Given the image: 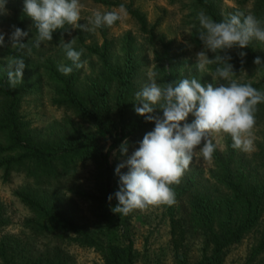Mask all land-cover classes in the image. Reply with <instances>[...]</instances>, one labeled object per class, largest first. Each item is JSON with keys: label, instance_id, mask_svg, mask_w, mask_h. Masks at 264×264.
<instances>
[{"label": "rangeland", "instance_id": "rangeland-1", "mask_svg": "<svg viewBox=\"0 0 264 264\" xmlns=\"http://www.w3.org/2000/svg\"><path fill=\"white\" fill-rule=\"evenodd\" d=\"M105 1L116 4L94 0H0V82L16 94V113L35 140L43 139L48 131L54 135L65 117H76L69 108L53 103L54 83L49 72L63 77L73 68L72 72L78 73L75 87L79 90L97 79L101 74L99 62L86 52L84 46H100L102 38L97 29L100 24L104 27L111 64L121 65L127 53L136 67L127 97L132 105L129 116L158 105L167 73L174 75L180 96L199 85L194 100L210 101L211 107L195 120L192 127L177 128L167 136L147 133L145 143L141 141L143 147L139 148L136 142L128 143L119 153L112 149L108 157L109 161H119L122 174L133 173L138 185L129 205L126 224L132 240L134 264H173L168 221L159 201L156 171L162 166L169 169L170 164L177 162L184 166L187 174L199 172L205 178L212 163L209 143L222 151L224 137L229 135L245 155L256 150V143H262L264 117L252 108L236 115L233 98L226 93L233 83L264 77V39L253 27L251 38L261 42L256 59L247 66L248 69L245 67L233 77L229 70L217 73L215 65L220 62V53L235 52L234 37L228 31L223 34L215 30L204 32L209 27L207 17L196 6L195 0ZM208 1L225 19L234 16L238 23L250 24L251 29L257 23V18L252 16L254 0ZM125 4L143 15L147 27L156 23L153 38L140 30L122 6ZM48 5L51 6L46 9ZM44 9L46 12L38 29L54 33L49 39L33 31L38 15ZM24 10L22 27L29 32L28 47L24 50L27 66L20 70L17 62L2 52L1 46L14 48L15 23L20 21V13ZM59 24L63 25L62 30L56 32ZM158 37L169 42L168 58L162 54ZM108 103L112 107L111 101ZM95 135L104 151L110 140L100 131L96 130ZM3 141L0 134V143ZM94 169L95 163L91 159L76 160L73 170L68 173L36 181L22 170L11 169L4 177L0 166V236L12 234L25 239L34 252L51 244L45 237L31 236L27 223L32 214L21 202V193L36 197L42 192H59L64 198H72L70 203L75 220L82 222L91 218L95 206L75 193L92 188ZM258 235V229H255L228 246L220 264H243ZM65 243L66 264H103L101 255L93 247L79 246L71 241ZM184 245L191 258L201 255V239L195 232L187 236ZM254 262L264 264V251L255 256Z\"/></svg>", "mask_w": 264, "mask_h": 264}, {"label": "trees", "instance_id": "trees-1", "mask_svg": "<svg viewBox=\"0 0 264 264\" xmlns=\"http://www.w3.org/2000/svg\"><path fill=\"white\" fill-rule=\"evenodd\" d=\"M94 1L116 4L114 1ZM195 2L207 17L209 27L204 32L215 30L223 34L228 31L234 37L235 52L220 53L216 72L229 70L233 77L238 76L255 61L261 44L251 38L253 27L264 39V0H254L252 16L257 18V23L252 29L248 23H238L234 16L223 18L208 0ZM122 6L140 30L153 38L156 23L147 27L141 13L130 4ZM12 11L17 14L16 9L12 8ZM45 12L44 9L39 13L33 31L49 39L54 33L38 29ZM24 14L25 10L20 13V21L15 23L14 48L1 46L2 52L15 60L20 70L27 66L24 50L28 47L29 32L22 27ZM62 27L59 24L56 32ZM97 29L102 38L100 46H84L86 52L99 62L101 74L97 79L79 90L75 87L78 73L72 72L73 68L63 77L49 72L54 83L53 103L69 108L76 117H65L54 135L48 131L43 139L35 140L16 113V94L0 82V98L3 99L0 103V134L4 138L0 143V166L4 177L14 169L22 170L36 181H46L73 170L76 160L89 158L95 163L92 188L75 193L95 206L92 217L82 222L75 220L70 203L72 198H64L59 192H42L36 197L21 193V202L32 214L27 223L31 236L45 237L51 244L34 252L25 239L3 234L0 236V264H66L65 241L93 247L101 255L103 264H134L132 240L126 224L129 205L138 185L133 173L122 174L119 161H109V152L115 148L119 153L132 142L141 148L147 133L167 136L177 128L192 127L195 120L211 107L210 101L194 100L199 85L180 96L174 75L167 73L158 105L129 116L132 105L127 97L136 67L127 53L121 65H112L104 27L97 24ZM157 40L163 56L168 58L169 42L162 41L161 37ZM229 90L226 94L233 98L236 115L252 108L264 117L263 76L251 82L233 83ZM96 130L110 140L104 151L97 142ZM208 148L212 163L205 178L199 172L187 174L184 166L177 162L170 164L169 169L162 166L156 171L159 201L168 221L173 264H220L228 246L237 243L247 232L258 229L259 235L243 263L257 264L255 256L264 251V138L261 144L256 143V150L249 155H245L229 135L224 137L222 151L212 143ZM192 232L201 239L202 253L196 258L185 252L184 243Z\"/></svg>", "mask_w": 264, "mask_h": 264}]
</instances>
